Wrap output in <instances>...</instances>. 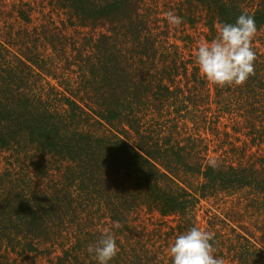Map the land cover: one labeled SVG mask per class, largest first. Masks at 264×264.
Masks as SVG:
<instances>
[{
  "label": "trees",
  "instance_id": "obj_1",
  "mask_svg": "<svg viewBox=\"0 0 264 264\" xmlns=\"http://www.w3.org/2000/svg\"><path fill=\"white\" fill-rule=\"evenodd\" d=\"M242 12L254 71L218 86L196 49ZM193 226L264 264V0H0V264H98L106 229L171 264Z\"/></svg>",
  "mask_w": 264,
  "mask_h": 264
},
{
  "label": "clouds",
  "instance_id": "obj_2",
  "mask_svg": "<svg viewBox=\"0 0 264 264\" xmlns=\"http://www.w3.org/2000/svg\"><path fill=\"white\" fill-rule=\"evenodd\" d=\"M164 15L170 25L179 26L183 21L174 11ZM256 32L255 19L247 12H242L235 23L220 24L216 38L201 42L196 49L200 73L218 86L243 84L254 71L252 39ZM210 164L214 166L215 162ZM213 240V233L193 226L169 245L171 264H225L222 257L214 255ZM87 251L98 264H110L118 253V244L106 229L100 239L88 245Z\"/></svg>",
  "mask_w": 264,
  "mask_h": 264
},
{
  "label": "rangeland",
  "instance_id": "obj_3",
  "mask_svg": "<svg viewBox=\"0 0 264 264\" xmlns=\"http://www.w3.org/2000/svg\"><path fill=\"white\" fill-rule=\"evenodd\" d=\"M203 217H204V213L202 211H200L198 213V219H197V221L200 222V223H202Z\"/></svg>",
  "mask_w": 264,
  "mask_h": 264
}]
</instances>
